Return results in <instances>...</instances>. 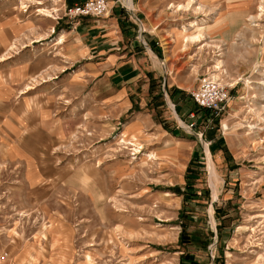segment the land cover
Listing matches in <instances>:
<instances>
[{
    "label": "rangeland",
    "instance_id": "rangeland-1",
    "mask_svg": "<svg viewBox=\"0 0 264 264\" xmlns=\"http://www.w3.org/2000/svg\"><path fill=\"white\" fill-rule=\"evenodd\" d=\"M145 1L78 24L105 35L85 41L82 79L68 63L67 92H44L50 111L0 114L3 264H264V0ZM18 3L36 26L78 21L58 0ZM185 26L202 39L183 45ZM209 75L229 90L216 116L191 91L154 93Z\"/></svg>",
    "mask_w": 264,
    "mask_h": 264
},
{
    "label": "crops",
    "instance_id": "crops-1",
    "mask_svg": "<svg viewBox=\"0 0 264 264\" xmlns=\"http://www.w3.org/2000/svg\"><path fill=\"white\" fill-rule=\"evenodd\" d=\"M58 1H60V4H64L65 14H67V6L79 0ZM115 1L116 0H112L111 2V0H109V9ZM142 1L145 2L146 7V1ZM18 2H22V0H0V114L5 111V107L7 108L5 112H8L10 106L11 110L13 109L18 112H35L36 110L41 113L50 111L47 108L49 105L48 100H44L48 94L44 92H67L64 83L66 73L62 71L68 67V63H71L72 66L74 65L73 71L69 74V78L75 82L82 79L84 75L81 67L78 66H81V64H79V59L83 57L84 45L86 44L85 41L91 42L92 44L94 41H97L101 35H105V33L97 36L96 33L98 34V28L93 29L92 27L95 24L92 23L90 27L86 26L88 31L84 34L82 33V28L84 26L78 24L82 20L83 22L96 20V17L93 15H82L73 18L78 21L71 24L70 29H68L70 33L68 36L66 35L68 33L67 28H64L61 23L62 18H50V15H43L42 17H38L42 24H37L36 26V24H34L33 7L28 6L26 8V5L20 7ZM44 2L45 0H42V3ZM66 2H70V4H66ZM48 7H50V5ZM57 7L59 9L61 6L58 5ZM116 7L118 8V6ZM145 9L146 8H144V10ZM201 27L204 26H200L199 28ZM36 33L41 35L36 36ZM67 37H69V39H67ZM12 42L16 43L15 47L17 48L14 50L10 48ZM205 44L206 42L202 45L205 46ZM90 73V75H93L92 72ZM56 74L58 76L53 77V75ZM40 78H42V80ZM148 80L150 79L148 78ZM164 80V83H161V91L154 92L156 96L164 93L168 83V90L174 92V95L181 92L184 99L189 98V92L191 91L190 86L180 85L176 83V80L171 81V78L168 80L165 78ZM148 86V89H150L151 83H148ZM175 86L180 88H175ZM149 91L144 92L145 98L150 97ZM25 92H28L27 95L29 99H27L28 97L19 98V100H16L18 104L11 105V100L15 97L18 98ZM40 95H42V97L44 96L43 99H41L44 105L42 110L36 109ZM160 98H162V95ZM165 102L167 103L166 98ZM12 106L14 108H12ZM3 120V117L0 115V131L3 130ZM19 121L25 120L21 119ZM21 127L25 129V126L21 125ZM25 132L26 131L23 130L22 133L18 135L14 133L13 135L18 138ZM26 136L27 134H24V137ZM17 144H23V142L17 141Z\"/></svg>",
    "mask_w": 264,
    "mask_h": 264
},
{
    "label": "built area",
    "instance_id": "built-area-1",
    "mask_svg": "<svg viewBox=\"0 0 264 264\" xmlns=\"http://www.w3.org/2000/svg\"><path fill=\"white\" fill-rule=\"evenodd\" d=\"M109 10V0H83L67 6L66 13L70 17L93 15L100 16ZM191 97L209 116L218 115L227 105L229 90L227 84L218 78L204 76L199 85L191 90ZM194 115V112L192 113ZM5 261V254L0 249V264Z\"/></svg>",
    "mask_w": 264,
    "mask_h": 264
},
{
    "label": "bare ground",
    "instance_id": "bare-ground-1",
    "mask_svg": "<svg viewBox=\"0 0 264 264\" xmlns=\"http://www.w3.org/2000/svg\"><path fill=\"white\" fill-rule=\"evenodd\" d=\"M128 3L133 5V0H128ZM193 5H195L194 9H196V10L204 9V5L201 2H198L197 0H188L187 2H179L176 5L174 4V8H176V11H177V10H180V9H188V8H190ZM40 11L43 12V13H46V14L54 15L50 9L40 8ZM193 26L198 27L199 25H198L197 22L194 21V22H191L188 27L192 28ZM188 27L187 26L183 27L179 31V36H178L179 39L182 41V43H184L183 45H185V46L187 45V43H192L194 41L201 40L202 37H203V31L202 30H203L204 27H202V29H199V32L193 33V34H188V31H189ZM15 46H16V44L14 42V43H12V46L10 48H13ZM222 63H223V61L219 60L218 65H216L215 68L220 69L221 67H223ZM28 86H30V85H28ZM225 128H228V126L226 124H225Z\"/></svg>",
    "mask_w": 264,
    "mask_h": 264
}]
</instances>
